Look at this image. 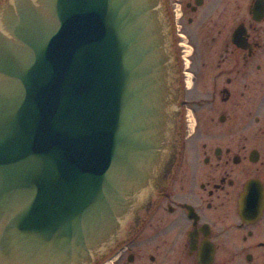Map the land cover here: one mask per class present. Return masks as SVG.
Segmentation results:
<instances>
[{
    "label": "water",
    "instance_id": "95a60500",
    "mask_svg": "<svg viewBox=\"0 0 264 264\" xmlns=\"http://www.w3.org/2000/svg\"><path fill=\"white\" fill-rule=\"evenodd\" d=\"M173 55L160 0L0 7V264H91L139 218L177 154Z\"/></svg>",
    "mask_w": 264,
    "mask_h": 264
},
{
    "label": "flooded vegetation",
    "instance_id": "af4514ba",
    "mask_svg": "<svg viewBox=\"0 0 264 264\" xmlns=\"http://www.w3.org/2000/svg\"><path fill=\"white\" fill-rule=\"evenodd\" d=\"M160 1L180 90L175 162L91 264H264V0Z\"/></svg>",
    "mask_w": 264,
    "mask_h": 264
}]
</instances>
